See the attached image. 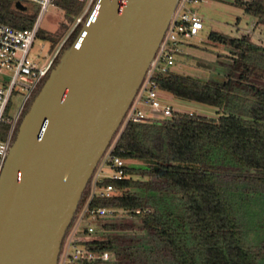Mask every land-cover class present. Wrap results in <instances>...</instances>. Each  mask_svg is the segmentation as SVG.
Instances as JSON below:
<instances>
[{
    "label": "trees",
    "instance_id": "trees-1",
    "mask_svg": "<svg viewBox=\"0 0 264 264\" xmlns=\"http://www.w3.org/2000/svg\"><path fill=\"white\" fill-rule=\"evenodd\" d=\"M16 1L0 0V22L18 29L32 27L39 9L24 4L27 8L20 10ZM87 2L58 0L64 11L59 31L51 36L40 30L38 36L52 39L55 51ZM233 2L264 25V0ZM82 22L65 40L52 67L76 39ZM208 40L229 49L226 73L202 80L169 69L153 80L158 90L220 107V113L211 118L178 112L159 121L125 123L112 155L125 160L126 175L122 180L103 176L96 183L112 185L113 193L94 196L89 203L90 208H112L115 215L86 217L84 235L91 220L104 237H86L79 243L89 251H107L109 258L78 264H264V46L247 34L231 37L215 31ZM39 90L25 104L19 122ZM1 127L5 132L10 128ZM90 188L91 179L67 233L87 203Z\"/></svg>",
    "mask_w": 264,
    "mask_h": 264
},
{
    "label": "water",
    "instance_id": "water-1",
    "mask_svg": "<svg viewBox=\"0 0 264 264\" xmlns=\"http://www.w3.org/2000/svg\"><path fill=\"white\" fill-rule=\"evenodd\" d=\"M179 0H96L40 86L0 176V264H58L98 163ZM16 8L27 7L16 1Z\"/></svg>",
    "mask_w": 264,
    "mask_h": 264
},
{
    "label": "built area",
    "instance_id": "built-area-1",
    "mask_svg": "<svg viewBox=\"0 0 264 264\" xmlns=\"http://www.w3.org/2000/svg\"><path fill=\"white\" fill-rule=\"evenodd\" d=\"M25 4V1L39 5V15L32 27L18 29L5 22H0V176L3 169V164L7 158V154L11 148L13 135L16 130V124L22 116L25 104L32 98V96L40 89L43 81L48 76L55 59L62 50V45L66 39L61 42V45L56 48L51 58L47 60L42 66L31 57V48L38 37L40 31V22L42 15L49 5L58 0H17ZM80 1V0H77ZM93 0L87 3L84 13L78 17L70 29V34L83 21L84 15L88 12V8ZM206 0H179L176 6V11L168 25V29L159 45L158 52L155 59L150 65L148 73L141 83V87L131 106L126 112L122 123L140 121H159L160 118L148 117L144 106H147L152 112L160 113L162 118H170L174 114L188 113L181 109L173 108L169 104H163L158 99L157 85L153 77L160 71L169 70L174 64L175 55L180 51V43L183 40L196 37L201 30H203V22L201 16L195 11L190 10L187 5L195 2ZM69 34V35H70ZM68 38V37H67ZM16 91H27L24 101L15 117L8 116V106L13 94ZM2 125H9V130L5 132ZM98 163V168L101 169L95 177H91V188L89 198L86 201L84 208L80 212L74 224V230H70L63 239V245L59 255L58 264H78L87 261H94L95 259L107 260L109 253H97L89 251L82 247L79 243L86 239L89 235L95 232L96 228L93 221L88 219L112 217L116 210L108 207L104 208H90L89 203L92 197H106L110 196L114 187L112 185L99 187L97 181L103 176H108L114 180H122L126 175L125 160L118 156L112 155V150L103 156ZM103 165H102V163ZM109 168L110 173H105V168ZM140 211L137 210L136 213ZM88 218L86 226V233L82 229V222ZM73 226V227H74ZM72 227V228H73ZM71 228V229H72ZM72 231V233H71ZM70 233V234H69Z\"/></svg>",
    "mask_w": 264,
    "mask_h": 264
},
{
    "label": "rangeland",
    "instance_id": "rangeland-1",
    "mask_svg": "<svg viewBox=\"0 0 264 264\" xmlns=\"http://www.w3.org/2000/svg\"><path fill=\"white\" fill-rule=\"evenodd\" d=\"M234 0H206L188 4L190 10L196 11L202 18L203 30L199 32L196 37L189 38L181 45L180 51L175 55L174 64L170 67L173 72L185 74L194 78L208 80L215 79L217 75H223L228 70L229 60L226 57L229 54V49L225 46H220L211 43L208 40V35L211 32H222L230 35L231 37H239L247 34L250 36L251 41L264 46V25L256 24V18L247 14L243 6L235 4ZM246 1V0H245ZM88 0L87 3H89ZM25 4L35 6L39 9V5L25 1ZM84 13V12H83ZM64 19V11L59 8L57 2L49 5L42 15L40 22V30L51 36H55L59 31L61 21ZM72 28V27H71ZM70 28V29H71ZM71 31V30H70ZM70 31L61 39V42L70 34ZM61 42L56 48L61 45ZM54 52L52 39L45 38L43 35L38 36L31 48V57L42 66L51 58ZM27 91H16L8 106V116L15 117L20 110L24 101ZM158 99L163 104H169L173 108L181 109L186 112L196 113L206 117L216 118L220 113V107L210 106L200 102H194L187 99L177 98L169 91L157 90ZM148 117L162 118L160 113L152 112L147 106H144ZM124 123L113 138L110 146L103 156H106L114 147V143L121 133ZM104 158V157H103ZM127 163L139 167V164L127 160ZM102 163V162H101ZM103 165V163H102ZM104 167L98 168L92 176L95 175ZM109 168H105V173H110ZM264 217V211H262ZM261 228L264 229V221H260ZM77 223V222H76ZM84 226L85 224L82 223ZM259 225V224H258ZM75 226L71 229L74 230ZM72 233V231H71ZM70 234V233H69ZM89 238H102L104 237L99 229L88 236Z\"/></svg>",
    "mask_w": 264,
    "mask_h": 264
},
{
    "label": "flooded vegetation",
    "instance_id": "flooded-vegetation-1",
    "mask_svg": "<svg viewBox=\"0 0 264 264\" xmlns=\"http://www.w3.org/2000/svg\"><path fill=\"white\" fill-rule=\"evenodd\" d=\"M17 125H18V122H17V124H16V126H15L16 128H17Z\"/></svg>",
    "mask_w": 264,
    "mask_h": 264
}]
</instances>
